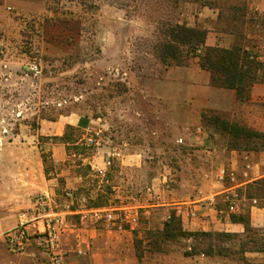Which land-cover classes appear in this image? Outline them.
<instances>
[{"label":"rangeland","instance_id":"1","mask_svg":"<svg viewBox=\"0 0 264 264\" xmlns=\"http://www.w3.org/2000/svg\"><path fill=\"white\" fill-rule=\"evenodd\" d=\"M225 1L12 0L7 20L0 30V145L18 134L37 133L43 119L57 120L62 115L92 119L97 132L91 135L100 138L101 147L118 148L124 153L137 149L142 155L138 158L140 162L129 166L124 175L116 176L119 167L115 164L109 168L113 170L110 177H97L88 182L141 185L143 201H152L149 194L155 191L153 185H160V198L155 202L166 203L168 185H182L188 178L182 172L184 151H171L169 138L192 133L193 127L178 124L192 118L182 104L178 106L176 99L181 96L169 103L171 85L166 71L178 65L163 62L162 45L168 39L165 33L191 9L211 2L225 5ZM1 44L4 52H1ZM183 51L182 59L186 61L183 65H187L195 57L186 60V48ZM32 62L38 64V74L26 71V66ZM68 133L78 142L69 146L71 154H77L76 159L99 147H89L85 140L80 141L83 132L79 128ZM49 140V137H41L43 143ZM43 149L46 150V167L50 168V152L46 147ZM83 172L88 174L89 170L85 168ZM212 177L219 181L217 175H211L210 179ZM114 192L106 187L92 202L105 201L107 206L118 208L131 201L125 198L121 202ZM259 192L264 196L263 188ZM155 209L160 223H164L162 229L155 231H163L169 218L165 219L163 207ZM146 210L139 208L140 222H146ZM249 235L178 236L170 241L160 236L158 243L151 246L147 232L136 240L142 241L138 249L136 243V261L144 264L194 261L197 264H247L251 261L244 249ZM261 235V232L257 236L253 234L258 245ZM152 238L156 241V237ZM5 243L0 235L1 251L6 250ZM207 251L213 254L202 253ZM138 252L142 257H138ZM186 252L196 254L186 255ZM127 258L133 261L131 256Z\"/></svg>","mask_w":264,"mask_h":264},{"label":"crops","instance_id":"2","mask_svg":"<svg viewBox=\"0 0 264 264\" xmlns=\"http://www.w3.org/2000/svg\"><path fill=\"white\" fill-rule=\"evenodd\" d=\"M11 1L0 0V30L7 20ZM232 4L246 5L245 21L236 24L244 37L245 47L264 62V27L248 21L251 15L264 16V0H233ZM220 11L219 7L204 5L183 14L185 17L180 22L206 29V47L228 48L239 38L226 30L219 17ZM2 46L1 52H4ZM166 74L171 85L169 103L181 96L176 99L178 106L182 104V108L192 115L178 124L193 127L192 133L169 138V145L173 147L171 151H184L182 172L188 178L182 185H168V201L155 202L160 198V185H153L155 191L149 194L152 201H143L141 185H92L88 180L93 182L97 177L111 176L113 170L106 165L111 150L99 146L95 152L79 155L76 159L77 154L69 151L72 143H66L60 137L72 125L83 132L80 141L85 140L97 132L95 121L77 115H62L57 120L43 119L37 133L18 134L0 145V235L4 243V233L18 224L20 213L34 209L35 198L43 195L49 197L52 211L66 215L72 223L63 238V247L68 253L67 264H144L136 261V240L149 231L163 228L164 223H160L155 212L158 207H163L165 219L175 212L184 229L193 232L247 236L246 224L242 220L246 218L251 227L263 235V248L247 250L245 255L251 262L264 264V196L259 194L261 188L264 189V137L235 139L203 118L204 112L214 111L230 122H239L264 134V81L252 86L249 102H240L234 89L212 84L210 72L200 66L198 57L187 65L170 66ZM41 137L50 140L43 143ZM44 147L50 152V168L46 167ZM141 155L137 149L124 153V157L115 163L119 167L116 176L124 175L129 166L139 163ZM85 168L89 170L88 174L83 172ZM222 170L226 172L224 181L210 179L211 175L218 176ZM106 187L114 190L121 202L125 198L131 200L126 206L146 208V222L139 221L136 226L123 228L119 224L108 228L105 224L95 223L88 212L99 207L89 205ZM68 191L74 193L73 199L67 196ZM130 192L129 196L127 193ZM210 200L215 201V207L208 205ZM187 209H195L198 216H187ZM41 224V221L33 222L29 226L31 232ZM130 256L133 261H128ZM46 263L48 259L35 240L24 254H13L8 248L0 250V264Z\"/></svg>","mask_w":264,"mask_h":264},{"label":"trees","instance_id":"3","mask_svg":"<svg viewBox=\"0 0 264 264\" xmlns=\"http://www.w3.org/2000/svg\"><path fill=\"white\" fill-rule=\"evenodd\" d=\"M225 5L217 3H209L205 5L216 6L220 8L219 17L224 24L228 32L235 33L239 38V41L231 47H206L205 41L207 38V30L199 27H191L186 23L177 22L170 25L165 35L168 37L167 41L163 43V62L165 64L176 65L185 64L183 60V51L186 48V60L189 57H198L200 66L206 69L211 74V81L214 86L221 88L234 89L237 93V98L240 102H249L251 99L252 86L262 80L264 81V62L258 59L257 54L248 50L244 44V37L239 31L238 22H244L247 16V7L245 4H232L227 3ZM251 23H260L264 27L263 15H251L248 19ZM203 49L202 53H198L199 49ZM172 60V61H171ZM203 118L209 120L215 124L220 130L227 132L233 138L239 139L241 137L253 138L264 137L263 133L248 129L239 122H230L224 118L221 114L214 111H207L203 113ZM75 127L69 125L65 134L60 139L66 143H76L72 137V133H68L70 130H74ZM45 162H47L45 158ZM97 201V200H96ZM107 202H92L91 207H104L107 206ZM246 224L248 240L245 243L247 250H262L263 248V235L259 240L260 244L255 236L259 231L251 227L249 221L246 218H242ZM148 235L151 238L150 245L158 243V238L164 236L165 239L173 240L178 236H186L197 238L198 236H212L218 235L223 237H241L239 234H231L225 232H193L184 229L181 218L172 212L170 218L166 221L163 231H149ZM152 237H156V241H153ZM137 249L140 248L142 241H136ZM138 257H142L138 252ZM193 253L186 252V255H193ZM207 255H212L210 252H202ZM196 254V253H195ZM247 264H262L255 262H247Z\"/></svg>","mask_w":264,"mask_h":264},{"label":"built area","instance_id":"4","mask_svg":"<svg viewBox=\"0 0 264 264\" xmlns=\"http://www.w3.org/2000/svg\"><path fill=\"white\" fill-rule=\"evenodd\" d=\"M201 52L202 50L199 49L198 53ZM26 71H33L36 74L40 72L36 62L29 63L26 66ZM85 142L89 147L101 145L100 138L94 135H88L85 138ZM123 157V150L112 149L106 159L107 167L112 168ZM218 179L220 181L226 179L224 170L219 173ZM150 190L152 189L149 188ZM67 196L73 199L74 193L68 191ZM34 205V209L20 213L18 224L4 233L8 250L13 254H24L30 247L32 240H35L39 249L46 255L48 264H67L63 238L72 228L71 221L68 220L66 215L51 210V204L47 196H37L34 200ZM208 205L215 207L216 203L214 200H210ZM116 211L120 213L116 214ZM88 213H91L95 223L105 224L108 228H112L116 224H119L121 228L125 227V224L136 226L140 221L139 208L126 205L118 208H92ZM186 215L197 217L198 213L195 209H187ZM35 221H41L42 224L40 227H36L34 232H31L29 226Z\"/></svg>","mask_w":264,"mask_h":264}]
</instances>
